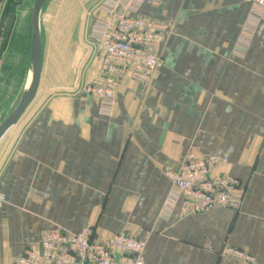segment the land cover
Returning <instances> with one entry per match:
<instances>
[{"label": "crops", "instance_id": "obj_1", "mask_svg": "<svg viewBox=\"0 0 264 264\" xmlns=\"http://www.w3.org/2000/svg\"><path fill=\"white\" fill-rule=\"evenodd\" d=\"M107 0H48L30 104L0 138V264L50 231L91 227L103 241H147L144 264H264V17L250 0H143L130 13L166 24L163 64L124 77L113 112L86 88L100 73L96 17ZM0 0V124L30 80L31 16ZM123 7V6H122ZM190 151L229 163L238 210L182 212L167 176Z\"/></svg>", "mask_w": 264, "mask_h": 264}, {"label": "built area", "instance_id": "obj_2", "mask_svg": "<svg viewBox=\"0 0 264 264\" xmlns=\"http://www.w3.org/2000/svg\"><path fill=\"white\" fill-rule=\"evenodd\" d=\"M143 0H107L96 17V31L103 48L100 73L87 90L99 100L104 113L113 112L121 80L129 76L137 81L152 78L162 67L158 49L168 29L166 24L132 15L130 12ZM252 14L264 17V0H250ZM123 6V7H122ZM229 163L219 154L198 155L188 152L178 168L167 176L182 194L184 214H202L215 208L238 210L241 188L237 178L214 173ZM6 199L0 192V206ZM147 241L128 233H115L109 240H100L91 227L73 233L63 229L45 234L32 242L14 264H144ZM224 254L255 264V257L244 250L226 247Z\"/></svg>", "mask_w": 264, "mask_h": 264}, {"label": "water", "instance_id": "obj_3", "mask_svg": "<svg viewBox=\"0 0 264 264\" xmlns=\"http://www.w3.org/2000/svg\"><path fill=\"white\" fill-rule=\"evenodd\" d=\"M47 1L48 0H35L34 2L31 16L32 48L30 61V80L16 107L0 124V138L11 126H13L18 121L30 104L39 87L43 61L40 15Z\"/></svg>", "mask_w": 264, "mask_h": 264}, {"label": "rangeland", "instance_id": "obj_4", "mask_svg": "<svg viewBox=\"0 0 264 264\" xmlns=\"http://www.w3.org/2000/svg\"><path fill=\"white\" fill-rule=\"evenodd\" d=\"M35 0H8V6L27 11L30 17Z\"/></svg>", "mask_w": 264, "mask_h": 264}]
</instances>
